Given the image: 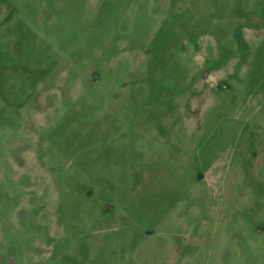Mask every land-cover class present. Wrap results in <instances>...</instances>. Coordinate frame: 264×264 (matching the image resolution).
Wrapping results in <instances>:
<instances>
[{
	"label": "rangeland",
	"instance_id": "374dc122",
	"mask_svg": "<svg viewBox=\"0 0 264 264\" xmlns=\"http://www.w3.org/2000/svg\"><path fill=\"white\" fill-rule=\"evenodd\" d=\"M0 264H264V0H0Z\"/></svg>",
	"mask_w": 264,
	"mask_h": 264
}]
</instances>
